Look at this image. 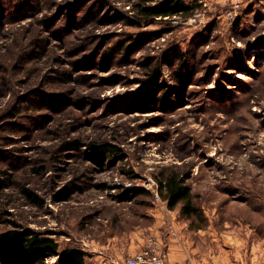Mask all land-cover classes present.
Wrapping results in <instances>:
<instances>
[{
  "label": "rangeland",
  "instance_id": "obj_1",
  "mask_svg": "<svg viewBox=\"0 0 264 264\" xmlns=\"http://www.w3.org/2000/svg\"><path fill=\"white\" fill-rule=\"evenodd\" d=\"M162 1L0 0V234L38 233L87 264H124L150 238L168 254L154 230L175 235L179 207L155 177L176 166L202 232L264 239V0L139 14ZM104 143L119 151L98 159ZM0 264H15L1 248Z\"/></svg>",
  "mask_w": 264,
  "mask_h": 264
},
{
  "label": "trees",
  "instance_id": "obj_2",
  "mask_svg": "<svg viewBox=\"0 0 264 264\" xmlns=\"http://www.w3.org/2000/svg\"><path fill=\"white\" fill-rule=\"evenodd\" d=\"M193 10L194 7L185 5L181 0H163L156 6L138 8L142 18H164L180 14L189 16ZM179 78L182 79L183 77L179 76ZM58 101L51 102V105L59 103ZM91 148L93 155L98 159L117 154L119 151L107 143L94 145ZM177 168L179 167L164 168L159 177H155L157 193L169 210H175L179 207V215L188 221L189 229H202L206 225L207 218L196 202L197 197L187 184L188 174L178 171ZM138 193L140 190L135 188L125 192L126 196L129 195L130 201L137 197ZM23 194L32 202H36V197L30 194L28 190H23ZM64 197L66 198L67 195ZM57 247L58 245L51 238L42 237L38 233L28 230L12 229L0 234L2 256L7 261H14L15 264H49L47 259L51 256H57V258L50 264H87L86 254L82 250L69 248L59 252Z\"/></svg>",
  "mask_w": 264,
  "mask_h": 264
},
{
  "label": "crops",
  "instance_id": "obj_3",
  "mask_svg": "<svg viewBox=\"0 0 264 264\" xmlns=\"http://www.w3.org/2000/svg\"><path fill=\"white\" fill-rule=\"evenodd\" d=\"M171 216V228H155L154 234L161 237L168 250L171 262L181 264H264V239L249 238V229L227 232L222 237H213L210 232L191 230L179 212ZM234 234V235H233Z\"/></svg>",
  "mask_w": 264,
  "mask_h": 264
},
{
  "label": "built area",
  "instance_id": "obj_4",
  "mask_svg": "<svg viewBox=\"0 0 264 264\" xmlns=\"http://www.w3.org/2000/svg\"><path fill=\"white\" fill-rule=\"evenodd\" d=\"M156 200L159 197L156 194ZM124 264H177L171 263L168 259V254L161 249L160 244L153 238H150L144 250L135 254L125 261Z\"/></svg>",
  "mask_w": 264,
  "mask_h": 264
}]
</instances>
